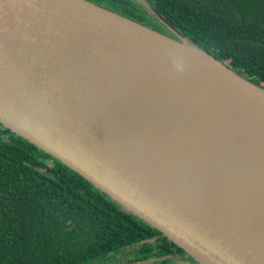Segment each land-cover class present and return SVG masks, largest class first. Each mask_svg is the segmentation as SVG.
<instances>
[{"label":"water","instance_id":"obj_1","mask_svg":"<svg viewBox=\"0 0 264 264\" xmlns=\"http://www.w3.org/2000/svg\"><path fill=\"white\" fill-rule=\"evenodd\" d=\"M141 2L177 36L93 0H0V123L196 264H264V86Z\"/></svg>","mask_w":264,"mask_h":264},{"label":"trees","instance_id":"obj_2","mask_svg":"<svg viewBox=\"0 0 264 264\" xmlns=\"http://www.w3.org/2000/svg\"><path fill=\"white\" fill-rule=\"evenodd\" d=\"M94 1L152 22L135 0ZM149 1L195 43L264 86V0ZM153 229L25 137L0 129V264H94L122 250L148 261L161 254L153 252Z\"/></svg>","mask_w":264,"mask_h":264},{"label":"flooded vegetation","instance_id":"obj_3","mask_svg":"<svg viewBox=\"0 0 264 264\" xmlns=\"http://www.w3.org/2000/svg\"><path fill=\"white\" fill-rule=\"evenodd\" d=\"M157 29H160V27H157ZM1 128H4L2 124L0 126V129ZM153 230L155 232V234L151 238L153 252L161 253V254L158 255L159 257L156 255L155 256L156 258L151 257L148 261H146V263L143 264H169L170 262L171 263L176 262L177 264H196L194 259H192L182 249H180L176 243L168 239L161 232H158L155 229ZM160 249H162V251ZM103 260H101V262H103ZM143 261H144L143 259H135V256L134 259L130 260V262H143ZM94 264H100V263L96 261Z\"/></svg>","mask_w":264,"mask_h":264},{"label":"rangeland","instance_id":"obj_4","mask_svg":"<svg viewBox=\"0 0 264 264\" xmlns=\"http://www.w3.org/2000/svg\"><path fill=\"white\" fill-rule=\"evenodd\" d=\"M135 2L140 6L139 9L142 8L141 10L144 9V12L146 14H148V15L150 14L152 22L150 20H148V21H150L152 23V25H151V23H148V22H146V24L153 26L155 28L160 27V30L165 31L174 37L177 36L176 32H174L172 29H169L165 24L160 22L158 20V18L148 9V7L144 3L141 2V0H135ZM103 3H100V4L106 6L105 3L104 4ZM133 258H134V254H131L127 251L122 250L120 253H117L114 256L110 257L109 259L103 260V262H99V263L100 264H143L144 263V262H130V260H132ZM169 264H177V263L176 262H172V263L170 262Z\"/></svg>","mask_w":264,"mask_h":264}]
</instances>
